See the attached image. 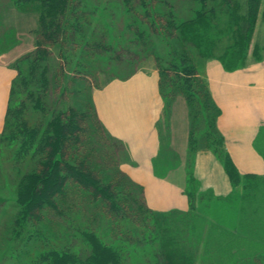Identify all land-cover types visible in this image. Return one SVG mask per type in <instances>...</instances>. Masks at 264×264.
Instances as JSON below:
<instances>
[{
  "label": "trees",
  "instance_id": "trees-1",
  "mask_svg": "<svg viewBox=\"0 0 264 264\" xmlns=\"http://www.w3.org/2000/svg\"><path fill=\"white\" fill-rule=\"evenodd\" d=\"M107 1L14 0L22 8L39 5L40 28L35 49L15 63L19 75L13 81L6 122L0 134V177L17 186L14 199L0 200V229L7 227L0 236L3 239L0 263L192 264V252L207 251L215 243L221 259L228 257L224 251L233 248L239 238L255 243L257 249L258 245L264 246V222L256 225L248 219V213L264 208V198L261 200L264 193L258 196L264 189V174L238 171L218 127L221 109L213 98L206 74L199 76V64L204 59H218L232 69L245 64L247 57L235 65L236 51L231 46L229 59L213 53L220 39L211 34L213 25L209 24L208 12H213L215 5L207 11L209 0H199L195 17L185 21L177 19L174 4L168 0H136L134 6L133 0L123 2L132 5L134 18L141 8L149 19L152 15L153 20L139 19L152 34L167 40L170 51L166 56H156L163 78L161 89L167 99L182 94L189 104L190 154L203 149L223 160L238 197L237 227L208 223L204 196L190 181L185 190L189 203L186 210L152 209L144 188L136 185L120 167L123 141L108 134L92 111L51 108L50 89L56 85L58 70L60 76L65 75L63 70L70 57L65 53V45L71 35L81 32L86 39H96L97 45L89 52L92 57L96 54L95 57L104 59L106 54H112L111 41H101L107 34L105 29L101 27L99 31L96 23L99 20L93 17L96 14L98 19L102 17L105 8L98 6ZM210 1L228 6L233 3V0ZM262 3L263 0H246L247 15L238 31L246 44L252 39ZM132 31L141 47L148 46L143 43L146 33ZM242 39H237V44ZM188 43L195 44L197 53ZM154 48L148 46L145 54L150 55ZM54 49L58 50L60 62L55 72L51 61ZM118 54L117 60L123 63L125 58ZM76 60L79 70V58ZM116 146L118 153L114 150ZM208 196L212 199L215 195L208 193ZM256 196L257 202L253 199ZM251 228L255 232L251 233ZM214 235L221 239H214ZM204 239L207 241L203 242ZM241 258L239 255L233 264H241ZM263 258L259 259L262 264Z\"/></svg>",
  "mask_w": 264,
  "mask_h": 264
},
{
  "label": "rangeland",
  "instance_id": "rangeland-1",
  "mask_svg": "<svg viewBox=\"0 0 264 264\" xmlns=\"http://www.w3.org/2000/svg\"><path fill=\"white\" fill-rule=\"evenodd\" d=\"M168 1L174 4L178 20L179 18L184 21L193 19L195 10L199 7V0ZM136 2V0H133L132 5H136ZM208 3L207 11H211L213 5H215L213 12H208L209 24L213 25L211 34L220 39L219 44L214 48L213 53L215 56L225 55L224 57L229 59L231 55L228 54L227 56V53H230L231 49H233L236 51L235 55L237 56V61L234 62L235 65L243 62L245 55H247L245 62L248 63L249 58H252L255 55V50L258 49L255 45H252L253 39L246 44L241 38L242 36H238L239 27H241L244 17L247 15L245 14L246 0H233L231 6L219 5L217 1L214 3L210 0ZM131 6L126 5L123 0H108L98 6L105 8L100 19H98L97 14L93 16L95 17L94 19L99 20L96 22L99 27L98 30L100 31L101 27H103L107 33L103 35L104 38L101 41H111L114 49L112 54H106L104 59L95 57L96 54L92 57V54H90L93 52L92 46L97 45L95 38L87 37L86 39L81 32L75 33V36L74 34L70 36L71 40L69 39V43L65 45V53L70 56L68 57V66L63 70L65 72L63 77L60 76L61 74L58 70L59 75L57 76L56 85H52L50 89L51 100L49 104L51 108H54V111H64L70 107H75L79 111H92L104 125L108 134L123 141L125 147H122L123 149L121 150L124 155L120 160V167L136 185L144 188L148 204H153V206L149 205L152 209L159 212L172 209L186 210L177 207L167 208V205L159 200L158 186L162 180L169 182L173 180L179 184V187L183 190L184 197L188 200L185 190L190 181L192 184H196L198 193L204 196L202 201L204 202L203 207L208 223L217 222L227 227L235 228L239 218L238 197L235 194L236 189L233 186V181L225 171L223 160L213 152L203 149L197 150L196 153H193L194 155L190 154L189 139L192 121L189 104L182 94L176 95L171 100L167 99L161 89L163 78L157 68L156 56L159 54L166 56L169 50L166 45L167 40L159 36L156 37L147 29L145 22L139 19L140 17L145 21L146 19L150 20L153 18L152 15L149 19L141 8L137 17L134 18ZM261 6L259 12L261 24L260 26L257 25L260 30L256 29L255 26L252 35L255 36V39L262 42L259 54H264V0ZM39 28L40 14L38 4L22 8L14 3V0H0V58L5 63H10V68L13 70L3 128L0 134L3 132L6 122L11 91L14 86L13 81L19 75L15 63L35 49ZM134 29L142 30L147 34L143 43L148 44L149 49L155 46L150 55L145 54L148 46L141 47L140 40L134 39L132 31ZM234 29L236 34H234ZM239 38L242 40L237 44V39ZM188 45L197 53L198 49L195 44L188 43ZM230 46L231 49L229 50ZM53 52L51 58L52 70L56 71L60 63L58 50L54 49ZM116 53L125 58L123 63L117 60ZM77 57L79 58V70L76 69ZM128 59H131V62ZM207 61L209 62V60L204 59L202 64H199V76L201 77H206L204 74H206ZM142 77H148L150 80L143 83ZM134 80L136 81L133 82ZM138 85L143 87L136 89ZM157 112H159L157 122L149 125L147 120L152 118V113ZM128 120L130 127L132 126V120H134L136 130L134 132H137L138 146L145 156H150L149 159L146 157H143L144 159L140 158L143 170H137L140 169L139 164L141 163L137 161L134 155L132 156L130 146L121 134L124 131V124L127 125ZM109 121L118 134L111 129ZM119 121L120 124L118 126ZM156 131L160 137V146L159 150L156 151L157 154L154 155L153 140H155ZM118 149L119 146L114 148L116 153L119 152ZM201 154H211L216 164L222 166L226 172L225 174H227L226 184L224 182L221 183L220 178H217L220 175L218 172L213 173V177L208 178L205 173L197 171L198 158ZM226 185H228V190L222 192L227 189ZM16 188L17 186H14V183L0 177V200L9 202L8 199H14L17 193ZM205 193H207V196ZM208 193L215 196L211 199ZM263 193L264 189L258 192V196L261 197ZM263 198L261 197V200ZM253 199L255 202L258 200L257 196ZM181 204L183 207L187 206V202ZM6 218L9 219V217ZM248 219L254 221L256 225L264 222V208L255 213H248ZM5 228L0 229L2 230L0 231V236L5 232ZM250 232L253 233L255 231L251 228ZM214 239L221 238L214 235ZM239 239L235 241L233 248L229 251H224V253L228 254V257L225 256L222 259L217 256V243L213 244L211 249L207 251L200 249L197 252L195 249L196 251L191 254L193 256L192 264H233V260L237 259L239 255H242L243 258H241V264H262L260 260L264 257V252L261 249L264 250V246L258 245L257 249L255 243L247 241L246 238ZM206 241V239L203 240V242ZM2 242L3 239H0V244ZM187 249H190L189 245ZM142 258L144 260V256ZM0 264H3V262ZM145 264L157 263L147 261Z\"/></svg>",
  "mask_w": 264,
  "mask_h": 264
},
{
  "label": "crops",
  "instance_id": "crops-1",
  "mask_svg": "<svg viewBox=\"0 0 264 264\" xmlns=\"http://www.w3.org/2000/svg\"><path fill=\"white\" fill-rule=\"evenodd\" d=\"M260 18L261 15H259L258 21H261ZM258 21L255 25L256 29H259L257 25L260 26L261 24ZM252 36V45H255L258 50H255V55L249 58L248 63L245 62L239 67L228 69L220 60L212 59L207 61L205 72L213 98L221 109L218 127L225 138L227 151L235 166L242 174L262 175L264 174V54H259L262 42L255 39L254 35ZM12 78L13 70L10 68V63H5L0 58V131L3 128ZM144 78H141L143 83L150 80L148 77ZM141 85H138L136 89L143 87ZM158 113L151 114L152 118L147 120L149 125L157 122ZM109 123L111 129L118 134L110 121ZM119 124L120 121L118 126ZM134 131H136L134 120H132L131 127L128 120L127 125L124 124V131L121 134L130 146L132 156L134 155L137 161L141 163L140 158L149 159L150 156L147 157L143 154L138 146L137 132ZM156 134L157 131L154 135L155 140H153L154 155L157 154L156 151L159 150L160 146V137L159 134ZM139 165L140 169L137 170H143V164ZM197 171L205 173L208 178L213 177V173L218 172L220 175L217 178H220L221 183L226 184L227 182L226 172L222 166L216 164L211 154L199 156ZM226 186L227 189L222 192L228 190V185ZM158 188L159 200L165 203L167 208L187 209L189 207L188 200L184 197L183 190L177 182L162 180ZM185 202H187V206L183 207L181 203ZM149 205L153 206L152 203Z\"/></svg>",
  "mask_w": 264,
  "mask_h": 264
}]
</instances>
